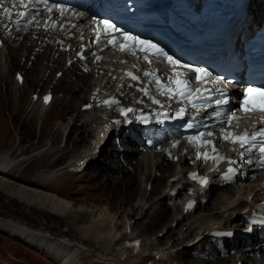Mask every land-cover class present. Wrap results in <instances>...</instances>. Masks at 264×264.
I'll return each instance as SVG.
<instances>
[{
	"label": "bare ground",
	"instance_id": "obj_1",
	"mask_svg": "<svg viewBox=\"0 0 264 264\" xmlns=\"http://www.w3.org/2000/svg\"><path fill=\"white\" fill-rule=\"evenodd\" d=\"M250 1L247 17L239 25V29L243 32L247 31V34L251 36L259 25V17L264 10V0ZM12 2H17L19 5L20 0L7 1L8 4ZM39 17L41 20L37 24L38 28H34L35 24H33L31 31L14 29L4 36L8 45L6 46L3 42L0 46V77L9 75L14 64L13 59H16L25 70H29L36 63L38 68H41L31 81L37 83L35 89H38L41 82L42 87L39 88V92L34 89L31 92V94L38 93L39 98L36 100L31 97L29 113H32V117L36 115L43 117L42 125L44 126L49 119L53 103L60 101L65 102L69 115L65 122L54 126L55 133L39 150L27 152L19 145L14 150L6 147L0 150V193L3 197L17 202L19 206L24 207V210L32 212L36 209L54 216L56 222L66 226L62 232L65 234L68 232L72 237L62 240V238L51 236L46 231V224H43L40 229H34L25 222L7 216H0V232L42 252L58 264H264L262 241L257 242L258 248L250 243H245V247L243 244L240 245V249L230 256L231 259L221 257L216 245L209 244L213 242L212 233L215 230L242 228L243 221L250 215L251 209L262 205L264 199V172L258 171L260 163L256 161L260 157V151L223 138L225 132L241 135L243 129L256 128L260 119L250 118L249 115L237 114L238 121L233 119L231 122H222L217 125L211 119L210 128L206 134V137L211 138L212 144L216 146L213 152L214 157L238 158L241 165L250 169L249 175L238 186L231 188L211 186L204 192L190 190L191 184L187 178L189 169L217 176L223 159L199 161L195 159L196 150L184 141L173 150V157H177V161L175 159L171 161L165 155V149L171 147L170 143L152 147L150 150H143L139 146L131 147L133 153L117 151L106 158L108 163H113L117 169L124 172L120 180H124L131 189L122 203L131 201L133 195L138 197L134 203L128 205L125 219L121 218L117 212L113 213L109 205L87 202L76 204L69 199V196L74 193V185L70 187L67 185L72 184L75 174L85 167L80 168L100 158L98 155L101 154L111 136H114V143L117 135H120L122 140L126 139L124 134H120L125 128H118L109 120L110 115L114 116V110L107 113L101 109L84 111L81 108L84 103L95 101L97 97L101 94L106 95L108 91L115 92L123 102L135 101L136 97L130 95L134 88L129 87L123 94L125 88L121 90L119 87L120 82L123 81L124 85L129 82L128 79H122L125 70H136L142 78L146 79L157 70L163 74L165 80V85H161L162 88L169 86L179 76L188 77L192 88L200 85L216 87L223 84V81L221 82L215 76H210L201 82L191 81L195 78L193 73L185 74V70L173 67L164 57L154 59V62L149 64L139 53L119 52L118 49H105L101 51L103 57L96 59L91 55L92 50L100 49L104 45L93 46L91 49L89 47V40L98 28L97 22L91 21L83 14L55 8L41 11ZM47 20L49 22L45 30L41 26ZM55 21H58L57 25L54 24ZM0 29L5 30L1 23ZM67 45L70 46L68 51L65 49ZM83 46L87 47L85 53L89 56L83 70L76 60L68 66V59L74 58ZM36 47L39 49L35 53V59L32 60V65L28 66L31 58L27 59V57L33 50L35 51ZM73 47H77L78 50H73ZM22 57H26L23 63H21ZM53 68L56 72L49 80L51 73L47 74V72L49 69L54 71ZM85 69H88L87 72ZM58 71H63L62 77L57 78ZM14 79L15 88L18 90L22 89L29 80L26 78L20 84L16 73ZM45 82H48L45 92L50 90L53 93L56 89L55 96L53 93L49 105L43 104L41 100L42 94L45 93L42 92ZM230 87L239 88L238 84H232ZM61 91L63 97L57 96ZM158 91L162 94L159 89ZM236 91L233 95L238 98ZM212 110V108H204L201 112L214 118L210 113ZM43 126L37 127L41 131ZM63 128L65 142L71 141L73 153L64 164L63 170H58L54 167V163L67 154L66 143L58 144L60 134L58 131ZM209 132L212 133L211 136L208 135ZM128 141L131 142L130 139ZM81 143L83 147L78 150ZM15 152L17 153L13 156ZM43 156H47V165L38 172L33 185L18 183L15 177H20V172L25 166ZM120 156L125 157V160H121ZM131 156L134 157L131 158ZM192 160L193 163H191ZM249 160L252 161L251 164L248 163ZM139 169L144 179H153L149 190V184L148 182L143 184L145 183L143 178L140 183L137 182L136 170ZM92 179L107 182L111 180V176L96 169ZM58 180H62L59 181L61 182L59 185L56 183ZM216 191L218 193L212 197ZM154 193L157 194L154 195ZM190 195L197 199L194 210L196 207H200L201 210L184 222L185 218L192 213L185 211V200ZM207 203L211 206L207 207ZM145 216L153 232L156 233L157 229L163 227L166 231L162 237H171L174 240L169 239V242L163 246L161 237L153 242L136 234L135 230L141 224L135 220L133 225L131 220ZM41 218L45 221L43 216ZM174 223L177 226L181 224V227L177 230L178 227L176 228ZM242 229L247 230L244 226ZM173 234L175 238L171 236ZM191 235L194 236L190 238ZM135 238L141 240L136 246L129 245ZM179 246H182L180 250H178ZM188 254H201L214 260L194 257L188 260V257L185 258Z\"/></svg>",
	"mask_w": 264,
	"mask_h": 264
},
{
	"label": "rangeland",
	"instance_id": "obj_2",
	"mask_svg": "<svg viewBox=\"0 0 264 264\" xmlns=\"http://www.w3.org/2000/svg\"><path fill=\"white\" fill-rule=\"evenodd\" d=\"M33 36L35 37V35ZM4 43L6 44V46L8 45L6 43V40H4ZM36 48L35 51L33 50L29 55V57H27V59L31 58L28 66H31L32 60L35 59V53L39 49L38 47ZM25 59L26 57H22L21 63L25 62ZM13 63H14L13 67L9 75L5 74L4 76L0 77V150L4 147L13 148L12 150H14L16 146L19 145L20 148L26 149L27 152H30L31 150L36 151L39 150L45 144V141L48 140V138L52 137V135L55 133L56 128H54V126H58L59 124L67 120V116L69 115L67 114V106L65 105V102L55 101L50 109L49 119L46 121L45 125L43 126L42 123L44 122L43 120L44 118L38 117V115L32 117L31 116L32 113L30 114L28 111L30 99L31 97H33V94H31V92L33 91V89L39 92L40 90L39 88L42 87V82H41L40 86H38V89H35V84L37 86V83L31 81V78H33V76H35L39 72L38 70L41 67L38 68L39 66L35 63L33 66H31L29 70H25V68L22 67V65H19L17 63L16 59H13ZM18 71L24 74L25 76L24 79L26 78L27 80L29 79L26 85L19 90L15 88L16 82L14 79L15 73H17ZM55 72H56L55 69L54 71H52V69L48 70L47 74L51 73L49 76V80H51ZM58 72H57V78L59 77ZM5 76L7 78H5ZM60 77H62V75ZM47 83L48 82L44 83L42 92L46 91ZM55 90H53L54 96H55ZM58 95L62 96L63 92L62 91L59 92L57 96ZM238 96L240 97L241 93H238ZM237 106L238 103L235 104V107ZM38 123L40 124L38 125ZM37 126H43L42 130L40 131ZM68 127L69 126H67V128ZM64 130L65 129L63 128L61 129V131L60 130L58 131L60 133L58 144L60 145L61 143H66L65 146L67 147L66 149L67 154L54 163V167L58 168V170H63L64 164L68 161L69 156L73 153L72 151L73 144L71 143V141L69 140V142H65L66 136H64L65 133ZM123 132L124 130H122L120 134L122 135ZM67 137H68V129H67ZM120 138L122 139L121 136ZM113 139L114 136H111L109 138L101 154L98 155L100 158L97 161L89 164L88 166L86 165L83 170L78 171L75 174L76 176H74L75 178L74 181L73 180L71 181L72 184H69L67 186L70 187L71 185H74L73 188L74 193L71 194V196H69V199L73 200L76 204L87 202L88 204L109 205L113 213L117 212L121 218L125 219L126 209L128 205H130V203H134L138 197L137 195H135V197L133 195L131 201L124 202V204L122 203L123 199L126 197V195H128L131 189L128 188L124 180H120L124 172L117 169L113 163L112 164L108 163L106 161V158H108L109 156L111 157L112 154L117 151L133 153L134 151L132 150L131 147H135V146H132L129 143H124L120 147H118L116 146V144H114ZM82 147H83L82 143L79 144L78 150H80ZM16 153L17 152H15L13 156H15ZM133 157L134 156H131V158ZM116 159L118 158L116 157ZM120 159L125 160V157L120 156ZM46 160H47V156H43L39 159L33 160L31 163L26 165L25 168L22 170V172H20V177H15L17 182L33 185V180L36 178L38 172L46 167L47 165ZM96 169H100L104 173H107L109 176H111V180L107 182L104 181L98 182L96 180H93L92 175L94 174ZM136 172L138 174L137 182L140 183L142 180L141 178H143L141 176L140 169L136 170ZM15 175L16 174H14V176ZM144 180L145 183L143 184H146V182H148L149 184L148 190H149L151 188V185L153 184L152 181L153 179L149 180V178H146ZM59 181L62 180H58L56 182L58 185L61 183ZM64 182L66 183L67 180L65 179ZM216 193L218 192L217 191L214 192L212 194L213 195L212 197H214ZM156 194L157 193H154V195ZM210 206L211 204L207 203V207ZM200 210H201L200 207H196L194 212L189 214L185 218L184 222H186L188 218H190L194 213ZM0 216H7L19 220L21 222H25L34 229H40L43 224H46V231H48V233H50L51 236H56L57 238L60 239L62 238V240L65 238L71 239L72 237L70 234H68V232L66 234L65 232H62V230L66 226H64L63 223L56 222V218L54 216L42 213L36 209H33L32 212H29L26 209L24 210V207L19 206V204L14 200H10L3 197L1 193H0ZM41 216L45 218V221L41 218ZM135 220L136 222H140L141 224L139 227L136 228L135 230L136 234L138 233L142 235L144 238L149 239L150 241L153 242H156L158 237H161L163 241L162 243L163 246L166 245L167 242H169V239H171V237H166V236L162 237V234H164L166 231L165 229L163 230V227L157 229L156 233L153 232V230L149 228L147 224L146 216L140 219L133 218L131 220V223L133 224ZM174 226L176 228L178 227L177 228L178 230L181 227V224L177 226L176 223H174ZM242 228L241 227L236 228L234 231L244 232L245 230ZM171 236L175 238L174 234ZM193 236L194 235H191L190 238H192ZM209 244L214 246L217 245L216 243L213 242H210ZM245 246L246 245L243 244V247ZM181 248L182 246H179L178 250H180ZM238 249H240V246L238 247ZM236 251L232 250L228 256H221V255L220 256L223 257L224 259L225 257L226 259L228 258L231 259L230 256H232V254H234ZM193 257L197 259L203 258L207 260L208 259L214 260L211 257L208 258V256H203V255L196 256L193 254H188L185 256V258H187L188 260H191ZM0 264H58V263H55L54 260L44 255L42 252L26 245L25 243L17 239L9 237L6 234L0 232Z\"/></svg>",
	"mask_w": 264,
	"mask_h": 264
},
{
	"label": "snow or ice",
	"instance_id": "obj_3",
	"mask_svg": "<svg viewBox=\"0 0 264 264\" xmlns=\"http://www.w3.org/2000/svg\"><path fill=\"white\" fill-rule=\"evenodd\" d=\"M5 11H8L7 9H5ZM22 15H27V13H23ZM104 24L107 25L108 27H113L114 28V25H110L108 21H104ZM127 35V34H126ZM128 39L130 40H136L138 38L136 37H131V36H128L127 37ZM141 43H147V42H144V41H141ZM150 47L152 48H156L157 46L156 45H150ZM158 51H160L162 54H164L165 56H167L166 53H163V50L162 49H158ZM167 59L169 60V62H172V63H179V61H174L172 57L168 56ZM190 67V66H189ZM194 72H196L198 75L195 77V79L197 80H200L202 79V76L200 74H203V75H211L210 73H208L207 69H202V68H195L193 69ZM129 75H131V73H129ZM145 75H149V73H145ZM134 79L136 77H133ZM220 78H218L219 80ZM177 85H178V88L173 90V89H169V91H178L179 92V95L183 96L184 95V89L187 88L188 86V83L189 81L187 80H177L176 81ZM189 92H194V93H199L200 92V88L199 87H195V88H189L188 89ZM246 95L244 97V102H243V105H242V111L244 112H252V111H260V112H264V88H251L249 87L247 90H246ZM256 96L257 99H253V96ZM48 99H50L49 97H45V100L47 101ZM112 102H115V101H112ZM156 103H159V101H155ZM107 103V102H106ZM215 103L217 105H220V104H228L230 103V101L228 99H218L215 101ZM193 108H196L197 105L196 104H193L192 105ZM133 111L132 109H127L125 111V114H127V112H131ZM181 112H183V109H181ZM217 116L220 115L219 112L216 113ZM232 119H236L237 121L239 120V117L237 116L236 112L233 111L231 112V117H230V120L229 122H231ZM194 125L192 124H189L188 127L191 128L193 127ZM209 136L212 135L211 132L208 133ZM204 136V133L201 132L199 133L197 136H193V137H189V141L190 142H194V141H197V140H200L201 137ZM258 136L260 137H264V129H259L257 130L255 133H253L251 136H249V133L247 131H245V133L243 135H235V134H232V133H228V132H225L224 133V136L223 138L225 140H232L233 142H239L241 145L243 144H246L249 142V139L251 140H255ZM202 143H206V144H210L211 142L210 141H202ZM213 151H215V147L213 146ZM260 151L261 152H264V145H262L260 147ZM205 158H208L207 156V153H204L203 154ZM214 159H224V157H214ZM249 164L252 163L251 160L248 161ZM237 169L236 168H232V167H229V169L227 170L226 173H224V179L226 181H232L233 179V175L235 173H237ZM200 183L201 184H207L208 183V180L207 178H200ZM191 203L189 204V207H191Z\"/></svg>",
	"mask_w": 264,
	"mask_h": 264
}]
</instances>
